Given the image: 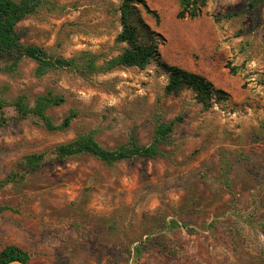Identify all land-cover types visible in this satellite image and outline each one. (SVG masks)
<instances>
[{"label": "rangeland", "instance_id": "374dc122", "mask_svg": "<svg viewBox=\"0 0 264 264\" xmlns=\"http://www.w3.org/2000/svg\"><path fill=\"white\" fill-rule=\"evenodd\" d=\"M158 19L160 58L197 72L229 99L205 110L190 90L165 95L155 61L88 77L63 69L38 76L22 59L2 70L0 96L33 104L52 91L64 98L46 113L69 126L47 131L12 107L0 127V251L16 246L28 264H264V5L259 0H205L195 18H178V0H144ZM119 0H44L16 28L21 42L71 57L116 55L124 43ZM251 4V6L249 5ZM228 17L224 18L223 15ZM219 18V20H216ZM177 116L165 158L133 157L107 165L82 153L57 159L53 148L92 132L106 149L130 137L150 142L154 114ZM44 153L24 171V156Z\"/></svg>", "mask_w": 264, "mask_h": 264}, {"label": "trees", "instance_id": "16d2710c", "mask_svg": "<svg viewBox=\"0 0 264 264\" xmlns=\"http://www.w3.org/2000/svg\"><path fill=\"white\" fill-rule=\"evenodd\" d=\"M43 1L0 0V62L7 63L2 70L14 71L19 62L27 58L35 63L34 72L38 76L51 69H63L88 77L97 73L110 72L118 67L144 69L155 61L167 75V83L164 86L165 95H177L184 90H190L194 94V99L202 104L205 110L229 99L227 92L215 88L204 76L176 65H168L161 60L159 46L163 38L147 25L142 18V13L150 14L156 19L158 16L144 0H119L117 11L121 31L117 34L115 41L124 43L125 46L116 55L105 57L89 51H80L67 58L53 56L40 46L21 42L16 25L33 14ZM259 1L264 5V0ZM178 3L180 6L178 18L185 16L195 18L206 2L205 0H178ZM223 17L227 18L228 15L225 14ZM63 101L62 96L55 95L52 91L37 96L33 104H29L24 96H19L10 103L5 102L0 96V127L8 121L3 109L9 106L12 107L17 118L34 117L47 131L65 129L76 116L75 112L70 111L60 124L53 123L46 113L49 107L59 105ZM181 120V117L177 116L173 120L165 121L161 112H156L152 137L146 145H139L133 137H130L125 145L110 150L103 148L94 139L92 132H88L78 133L71 141L56 145L52 154L57 159H63L86 153L107 165L133 157L165 158L168 152L163 151L162 146L169 143L176 122ZM43 161L44 153H30L24 156L22 166L24 171H32L39 168ZM12 182H15L13 173L0 180V189ZM28 259V254L16 246H7L0 251V264H28Z\"/></svg>", "mask_w": 264, "mask_h": 264}, {"label": "crops", "instance_id": "0c3cea01", "mask_svg": "<svg viewBox=\"0 0 264 264\" xmlns=\"http://www.w3.org/2000/svg\"><path fill=\"white\" fill-rule=\"evenodd\" d=\"M188 70V69H187ZM189 71H191V70H189ZM193 72V71H192ZM195 73H197V72H195Z\"/></svg>", "mask_w": 264, "mask_h": 264}]
</instances>
